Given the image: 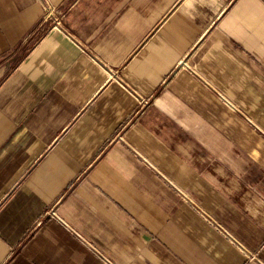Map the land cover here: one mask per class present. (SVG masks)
<instances>
[{
    "label": "crops",
    "instance_id": "obj_1",
    "mask_svg": "<svg viewBox=\"0 0 264 264\" xmlns=\"http://www.w3.org/2000/svg\"><path fill=\"white\" fill-rule=\"evenodd\" d=\"M0 264H264V0H0Z\"/></svg>",
    "mask_w": 264,
    "mask_h": 264
}]
</instances>
